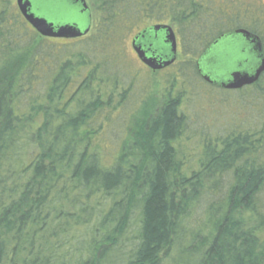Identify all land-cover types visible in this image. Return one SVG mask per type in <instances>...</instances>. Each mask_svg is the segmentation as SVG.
<instances>
[{"label":"trees","instance_id":"trees-1","mask_svg":"<svg viewBox=\"0 0 264 264\" xmlns=\"http://www.w3.org/2000/svg\"><path fill=\"white\" fill-rule=\"evenodd\" d=\"M90 2V31L50 78L43 42L55 39L28 36L0 0V264H264V115L205 140L190 172L176 158L188 127L179 96L130 126L117 152L106 144L134 76L132 32L169 22L197 61L243 29L264 52V0ZM209 86L253 90L264 106V72L240 90Z\"/></svg>","mask_w":264,"mask_h":264},{"label":"rangeland","instance_id":"rangeland-1","mask_svg":"<svg viewBox=\"0 0 264 264\" xmlns=\"http://www.w3.org/2000/svg\"><path fill=\"white\" fill-rule=\"evenodd\" d=\"M85 1L90 15L93 16L94 6L90 0ZM11 3L18 11L15 0H11ZM166 25L174 30V26L169 22ZM33 32V28L28 26V36H32ZM135 33L136 31L132 32L126 40L129 59L134 67V76L128 80L130 90L125 95L124 104L117 108L112 115L106 133L108 134L106 144L112 152L119 150L127 129L135 123L144 122L145 118L156 111L167 94L180 97L181 111L188 120L184 136L176 144V158L178 162L184 163L186 172L198 168L205 140L210 138L211 141H214L213 137L225 135L231 129L237 128L238 120H248L252 125L261 121L262 115H264L261 108L264 106L260 102L258 103L257 99L255 101L254 96L251 97L253 90L244 93H226L202 82L194 70L196 57L192 58L181 54V45L177 37L175 63L164 70L151 71L140 62L131 48V41ZM43 44L45 47L52 48L50 51L52 57L49 59V77L52 78L58 68L70 59L67 51L78 52L81 43L72 40H47ZM70 66L74 69L77 68L78 63L75 58H71ZM77 71L79 73V70ZM51 72L54 74L52 75ZM80 73L81 76L70 87L68 97L84 78L85 72ZM50 78L44 80V83H49ZM185 260L186 257H182L179 263L183 264Z\"/></svg>","mask_w":264,"mask_h":264},{"label":"water","instance_id":"water-1","mask_svg":"<svg viewBox=\"0 0 264 264\" xmlns=\"http://www.w3.org/2000/svg\"><path fill=\"white\" fill-rule=\"evenodd\" d=\"M24 20L43 38L78 39L91 28L90 10L85 0H15ZM140 62L153 72L176 61L177 39L169 25H153L131 41ZM196 68L207 84L240 90L256 83L264 72V52L260 39L238 29L217 38L198 58Z\"/></svg>","mask_w":264,"mask_h":264},{"label":"flooded vegetation","instance_id":"flooded-vegetation-1","mask_svg":"<svg viewBox=\"0 0 264 264\" xmlns=\"http://www.w3.org/2000/svg\"><path fill=\"white\" fill-rule=\"evenodd\" d=\"M55 40H66V39H55ZM69 40H76V39H69Z\"/></svg>","mask_w":264,"mask_h":264}]
</instances>
